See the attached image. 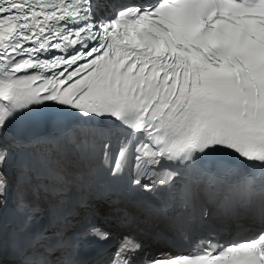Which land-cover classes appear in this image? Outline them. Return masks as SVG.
Segmentation results:
<instances>
[{"label":"snow or ice","instance_id":"obj_1","mask_svg":"<svg viewBox=\"0 0 264 264\" xmlns=\"http://www.w3.org/2000/svg\"><path fill=\"white\" fill-rule=\"evenodd\" d=\"M111 3L0 0V208L11 149L47 139L22 140L9 124L53 101L93 125L62 133L79 135L82 154L102 157L114 178L127 172L130 186L167 193L161 216L181 236L197 211L202 221L212 214L209 205L264 219V0H144L115 11ZM218 147L238 154L243 166L200 163ZM39 163L52 180L43 189L49 203L18 179L22 234L42 216L51 223L63 215L66 162L45 154ZM109 235L93 225L80 238ZM46 236L35 233V246ZM200 245L186 254H144L142 264H264V230L250 240ZM55 251L46 245L22 264H79L72 254L54 259ZM143 251L125 237L110 264H135Z\"/></svg>","mask_w":264,"mask_h":264}]
</instances>
